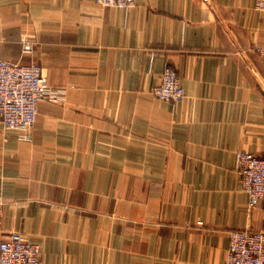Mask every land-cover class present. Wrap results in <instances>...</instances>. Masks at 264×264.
<instances>
[{
  "label": "crops",
  "instance_id": "obj_1",
  "mask_svg": "<svg viewBox=\"0 0 264 264\" xmlns=\"http://www.w3.org/2000/svg\"><path fill=\"white\" fill-rule=\"evenodd\" d=\"M254 0H0V53L55 92L29 137L0 119V235L43 264H222L264 232L236 152L264 155V13ZM173 69L178 102L152 88ZM197 222H202L201 226Z\"/></svg>",
  "mask_w": 264,
  "mask_h": 264
},
{
  "label": "built area",
  "instance_id": "obj_2",
  "mask_svg": "<svg viewBox=\"0 0 264 264\" xmlns=\"http://www.w3.org/2000/svg\"><path fill=\"white\" fill-rule=\"evenodd\" d=\"M143 0H94L103 7L130 8ZM254 9L264 13V0H254ZM264 60V46L255 48ZM55 92L47 83L38 64L20 65L4 60L0 53V119L6 131H15L28 139L39 103ZM158 101L178 102L185 94L173 69L166 68L151 90ZM241 190L247 195V208L264 200V155L256 156L244 150L236 152ZM5 199L0 195V228ZM198 226L202 222H197ZM229 246L222 264H264V232L234 229L228 232ZM0 264H43L40 247L20 232L0 235Z\"/></svg>",
  "mask_w": 264,
  "mask_h": 264
}]
</instances>
